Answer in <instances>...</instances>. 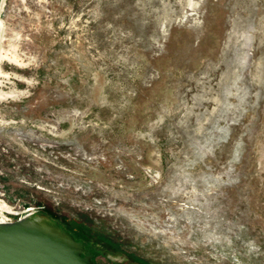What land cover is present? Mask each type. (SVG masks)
Instances as JSON below:
<instances>
[{
  "label": "rangeland",
  "instance_id": "rangeland-1",
  "mask_svg": "<svg viewBox=\"0 0 264 264\" xmlns=\"http://www.w3.org/2000/svg\"><path fill=\"white\" fill-rule=\"evenodd\" d=\"M0 22L5 214L145 264H264V0H3Z\"/></svg>",
  "mask_w": 264,
  "mask_h": 264
},
{
  "label": "water",
  "instance_id": "water-1",
  "mask_svg": "<svg viewBox=\"0 0 264 264\" xmlns=\"http://www.w3.org/2000/svg\"><path fill=\"white\" fill-rule=\"evenodd\" d=\"M5 215L12 219L0 221V264H100L101 255L145 264L41 209Z\"/></svg>",
  "mask_w": 264,
  "mask_h": 264
},
{
  "label": "bare ground",
  "instance_id": "bare-ground-1",
  "mask_svg": "<svg viewBox=\"0 0 264 264\" xmlns=\"http://www.w3.org/2000/svg\"><path fill=\"white\" fill-rule=\"evenodd\" d=\"M2 2H3V0H1L0 8H1V5H2ZM1 32H2V25H1V22H0V42H1ZM1 55L2 54L0 53V56ZM7 210L9 211V208L4 203H2L0 201V221L2 223L6 222V219H5V216H4V212L7 211Z\"/></svg>",
  "mask_w": 264,
  "mask_h": 264
}]
</instances>
